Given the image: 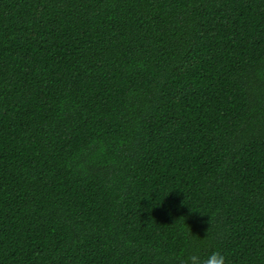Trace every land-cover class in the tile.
<instances>
[{"label": "trees", "instance_id": "obj_1", "mask_svg": "<svg viewBox=\"0 0 264 264\" xmlns=\"http://www.w3.org/2000/svg\"><path fill=\"white\" fill-rule=\"evenodd\" d=\"M264 264V0H0V264Z\"/></svg>", "mask_w": 264, "mask_h": 264}, {"label": "clouds", "instance_id": "obj_2", "mask_svg": "<svg viewBox=\"0 0 264 264\" xmlns=\"http://www.w3.org/2000/svg\"><path fill=\"white\" fill-rule=\"evenodd\" d=\"M182 264H227L226 256L220 251H214L205 257L198 253L188 255L182 260Z\"/></svg>", "mask_w": 264, "mask_h": 264}]
</instances>
